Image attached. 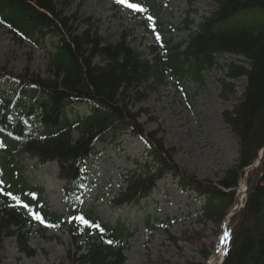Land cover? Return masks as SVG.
Returning a JSON list of instances; mask_svg holds the SVG:
<instances>
[{"label":"trees","instance_id":"1","mask_svg":"<svg viewBox=\"0 0 264 264\" xmlns=\"http://www.w3.org/2000/svg\"><path fill=\"white\" fill-rule=\"evenodd\" d=\"M74 1L0 0V24L20 44H38L48 35L58 39L45 75L29 65L21 74L0 67V80L16 82L9 90L0 84V172L5 182L0 187V244L15 237L19 252L31 257L36 253L32 235L58 228L71 238L67 264H124L133 232L122 220L104 222L95 201L87 208L82 201L90 157L99 144L114 143L128 131L145 142V151L123 174L115 206L139 205L171 176L181 189L205 199L200 220L220 230L237 202L241 177L264 149V0H211L216 7L200 22L189 20L191 15L184 21L186 40L153 47L152 58L126 35L102 37L92 18L80 28L77 13L65 14ZM227 55L243 60L221 62ZM215 68L225 75L219 79L220 97L233 101L222 118L238 143L237 158L217 181L178 165L176 150L166 146L161 131H148L141 122L148 109L137 106L168 85L169 78L203 85L204 74ZM240 79L246 80L241 94L235 83ZM24 155L36 159L37 166L57 163L66 182V213L54 211L45 188L28 181ZM247 184V201L231 218L221 264H264V152L260 165L249 170Z\"/></svg>","mask_w":264,"mask_h":264},{"label":"rangeland","instance_id":"2","mask_svg":"<svg viewBox=\"0 0 264 264\" xmlns=\"http://www.w3.org/2000/svg\"><path fill=\"white\" fill-rule=\"evenodd\" d=\"M80 1L67 7L65 14L71 16L77 12L79 22L87 18L99 19L103 37L114 40L121 34L126 35L147 57H152V47L164 41L172 40L176 44L186 40L189 32L183 22L189 15V20L200 22L203 15L216 7L210 0H127L126 3L84 0L78 12ZM129 4L139 8L134 10ZM56 40L46 36L38 45L20 44L7 27L0 26V66L20 74L29 65L32 71L45 75L49 53ZM239 59L243 60L227 55L221 62ZM223 77L224 71L215 68L204 74L203 85L191 79L179 82L169 78L168 85L150 93L144 103L137 105L148 109L141 118L146 129L160 130L166 146L175 148L178 165L214 181L238 156L237 140L222 118L223 111L233 105V101L220 97L219 79ZM235 83L239 94L243 93L246 80ZM115 144L99 145V153L91 157L90 184L84 192V206L87 207L89 200H95L103 221L122 220L133 232L127 241L125 264H185L190 260L219 264L220 257L214 263L211 258L221 250V230L212 222L205 224L200 220L203 200L189 189H180L171 176L158 183L152 195L139 205L115 206L114 198L123 185L122 176L133 167L132 159L142 156L145 143L128 133ZM23 162L29 182L44 186L47 202L53 210L64 213V182L58 177L57 164L37 166L36 160L27 155L23 156ZM241 186H245L244 180ZM173 238L179 239L177 244ZM16 244L14 238L0 244V264H67L71 238L58 229H50L44 236L35 233L30 245L36 253L31 257L20 254Z\"/></svg>","mask_w":264,"mask_h":264},{"label":"bare ground","instance_id":"3","mask_svg":"<svg viewBox=\"0 0 264 264\" xmlns=\"http://www.w3.org/2000/svg\"><path fill=\"white\" fill-rule=\"evenodd\" d=\"M244 193H245V192H244V187L241 186V187L239 188V196H238L239 203H240L241 205L244 203ZM239 203H237V206H238V207H241V205H240ZM228 224H229V218H228V220H227V221L225 222V224H224L223 232H222V236H221V240H224V239H225V233H227ZM217 258H218L217 255L212 256V258H211L212 262H211V263H214V261H215Z\"/></svg>","mask_w":264,"mask_h":264},{"label":"snow or ice","instance_id":"4","mask_svg":"<svg viewBox=\"0 0 264 264\" xmlns=\"http://www.w3.org/2000/svg\"><path fill=\"white\" fill-rule=\"evenodd\" d=\"M120 2H121V3H126L127 0H120ZM128 6L131 7V8H133L134 10L139 8V6L136 5V4H129ZM37 219H40L39 215H37ZM79 219L84 220L83 217H80ZM84 222L87 223V221H84ZM95 226H96V227H99L98 225H95ZM226 236H227V233H225V237H226ZM222 242H224V241L222 240ZM109 243H111V241H109Z\"/></svg>","mask_w":264,"mask_h":264},{"label":"water","instance_id":"5","mask_svg":"<svg viewBox=\"0 0 264 264\" xmlns=\"http://www.w3.org/2000/svg\"><path fill=\"white\" fill-rule=\"evenodd\" d=\"M237 211V208L233 210V213Z\"/></svg>","mask_w":264,"mask_h":264}]
</instances>
